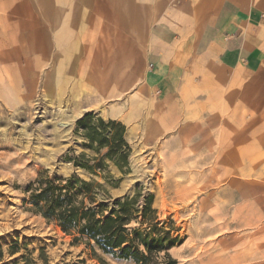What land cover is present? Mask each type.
Returning a JSON list of instances; mask_svg holds the SVG:
<instances>
[{
    "label": "rangeland",
    "instance_id": "1",
    "mask_svg": "<svg viewBox=\"0 0 264 264\" xmlns=\"http://www.w3.org/2000/svg\"><path fill=\"white\" fill-rule=\"evenodd\" d=\"M18 1L0 0V264H135L75 241L31 209L28 189L46 170L97 180L107 188L99 196L109 201L140 193L142 204L153 194L161 220H173L181 237L170 249L178 264H264L263 130L247 104L213 106V94L207 101L195 90L190 98L179 94L174 106L157 101L153 127L144 114L128 122L127 97L141 87L130 52H118L111 38L119 21H96L93 32L103 37L70 36L81 51L73 60L70 45L44 50L49 22ZM120 31L126 50L133 37ZM77 109L84 114L71 119ZM87 115L92 125L115 121L100 126L107 138L118 123L125 127L122 167L105 155L108 145L89 146L80 123ZM82 153L84 160L96 156L91 164L104 156V165L94 172L75 166L70 158ZM135 164L146 172H135Z\"/></svg>",
    "mask_w": 264,
    "mask_h": 264
},
{
    "label": "crops",
    "instance_id": "2",
    "mask_svg": "<svg viewBox=\"0 0 264 264\" xmlns=\"http://www.w3.org/2000/svg\"><path fill=\"white\" fill-rule=\"evenodd\" d=\"M18 4L27 6L28 13L36 8L38 20L49 22L44 50L70 45L71 56L77 54L73 60L81 51L78 43L69 42L70 36L103 37L104 32H93L96 21L103 25L112 18L119 21L118 29H128L133 41L126 50L120 41L126 32L117 29L119 33L111 36L117 38L118 52H130L127 62L141 87L133 92L128 122L144 114L153 127L157 101L174 106L179 94L190 98L195 90L203 98L208 95L207 101L213 94L218 100L213 106L246 103L262 123L259 152L264 171V0H21ZM57 52L61 50L50 54Z\"/></svg>",
    "mask_w": 264,
    "mask_h": 264
},
{
    "label": "trees",
    "instance_id": "3",
    "mask_svg": "<svg viewBox=\"0 0 264 264\" xmlns=\"http://www.w3.org/2000/svg\"><path fill=\"white\" fill-rule=\"evenodd\" d=\"M90 117L87 115L80 122L87 130L89 146L93 147L95 141L99 142L98 148L108 145L110 148L105 155L116 159L122 167L129 152L124 138L125 127L118 123L112 137L107 138L102 128L114 127L115 121L100 119L99 125H92L88 120ZM85 156L86 153H82L81 157L70 160L75 166L93 172L104 165V156L94 164L91 160H96V156L84 160ZM101 191L107 192V188L97 180H86L75 173L58 176L47 170L28 189L31 209L72 235L75 241L83 240L107 254L132 260L135 264H178L170 249L181 242V237L174 234L173 220L170 226L166 225V220H161L154 207L153 194L145 196L140 204V193L109 201L107 197L99 196Z\"/></svg>",
    "mask_w": 264,
    "mask_h": 264
},
{
    "label": "bare ground",
    "instance_id": "4",
    "mask_svg": "<svg viewBox=\"0 0 264 264\" xmlns=\"http://www.w3.org/2000/svg\"><path fill=\"white\" fill-rule=\"evenodd\" d=\"M131 7V6H130ZM131 12V11H130ZM131 17V16H130ZM131 20V19H130ZM131 22H132V20H131ZM133 94L132 95H130V97H127V101H128V104H129V108L131 109V108H133V104H134V99H133ZM112 105V104H111ZM119 106V105H118ZM61 108V107H60ZM59 110H61V109H59ZM110 110V109H109ZM129 110V109H128ZM61 112V111H60ZM132 113H133V111H132ZM62 114H63V112H62ZM84 114V110L83 109H77L76 111H74L73 112V114L70 116L71 117V119H76V118H79L80 116H82ZM68 117V116H67ZM69 119V118H68ZM132 161L134 162L135 160H134V158L132 157ZM135 166V172H137V173H141V174H143V173H145L146 172V170H145V168H143L140 164H135L134 165Z\"/></svg>",
    "mask_w": 264,
    "mask_h": 264
},
{
    "label": "water",
    "instance_id": "5",
    "mask_svg": "<svg viewBox=\"0 0 264 264\" xmlns=\"http://www.w3.org/2000/svg\"><path fill=\"white\" fill-rule=\"evenodd\" d=\"M133 178H129V180H132Z\"/></svg>",
    "mask_w": 264,
    "mask_h": 264
}]
</instances>
